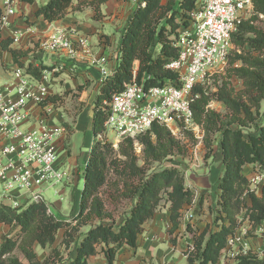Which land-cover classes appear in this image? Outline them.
<instances>
[{
    "label": "trees",
    "instance_id": "trees-1",
    "mask_svg": "<svg viewBox=\"0 0 264 264\" xmlns=\"http://www.w3.org/2000/svg\"><path fill=\"white\" fill-rule=\"evenodd\" d=\"M34 5L37 0H13ZM109 0H93L95 17ZM75 0H48L35 12L37 18L48 23L62 20L73 9ZM87 1L81 2V5ZM130 16L124 29L119 60L113 77L102 83L94 101L92 128L96 138L88 163L84 170V189L80 197L79 213L70 220L57 219L49 213L45 203H33L14 213L0 206V224L11 227V233L0 239V264H57L63 262L60 251L54 246L57 236L64 231L63 242L67 249L75 245V257L66 264H88L91 257L104 254L107 264H116L118 253L124 248H137L138 238L144 226L162 210L163 202L169 206L171 229L175 233L181 224L182 211L192 205L195 193L186 185L185 173L178 168L152 170L154 164H163L169 158L183 155L186 145L174 137L170 130L155 124L150 132L139 138L143 146L145 164L138 165L134 142L125 140L116 151L112 143L98 139L106 132L108 106L112 97L124 89V84L133 80L136 63V81L146 89L163 86L178 80V75L166 69L169 61L178 58V30L188 25V16L198 0H144ZM99 7V8H98ZM0 6V20L3 16ZM79 10V9H78ZM255 15H264V0H255ZM256 19V18H255ZM243 22L233 35L236 49L229 59V78L242 82V89L235 91L229 81H224L216 93L204 91L202 86L194 90L196 98L192 110L196 124L205 131V145L208 152L213 149V136L220 134L224 173L218 184V199L215 220L221 222L212 232L205 231L194 239L195 250L188 254V264H217L228 238L238 226V216L245 213L255 226L264 222V190L259 198L249 189V181L243 174L244 168L260 165L264 172V122L259 123L261 104L264 101V31L254 27V20ZM1 28V27H0ZM13 38H3L0 29V59L9 52L14 63L35 78L40 79L43 71L52 70L44 65L26 66L23 59L27 54L12 49ZM239 63L238 67H235ZM54 96L51 102L60 103ZM211 101L223 104L227 113L223 115L207 107ZM63 126L69 132L65 147L70 155V136L74 130L68 123ZM234 126H237L235 129ZM253 127L256 134L249 138L244 129ZM181 129L192 136L191 132ZM121 157V158H119ZM113 172L123 181V195L130 199L132 208L124 221L117 227L105 223L108 214L101 190L108 185L109 174ZM115 186H118L115 183ZM248 193L251 206L246 202ZM100 223L81 234L75 241L74 234L92 221ZM37 247L53 248L50 256L40 259ZM100 248V251H99ZM61 260V261H59ZM236 264H264L252 251L238 257Z\"/></svg>",
    "mask_w": 264,
    "mask_h": 264
},
{
    "label": "built area",
    "instance_id": "built-area-1",
    "mask_svg": "<svg viewBox=\"0 0 264 264\" xmlns=\"http://www.w3.org/2000/svg\"><path fill=\"white\" fill-rule=\"evenodd\" d=\"M254 3L255 0H198L189 13L188 25L178 30L175 44L178 58L166 65L167 70L178 75V80L146 89L143 83L136 81V67L133 80L105 103L109 113L105 129L114 136V148L125 140H132L134 147H139V138L155 124L168 126L180 122L185 130L199 129L192 110V103L198 98L194 90L202 86L208 91L212 80L225 75L235 50L233 35L254 13ZM3 9L0 29L8 27L10 18L15 15L10 1ZM260 18L264 19V15ZM48 32L44 47L53 55L64 53L72 59L77 54V44L83 49L88 47L85 39L74 40V30L51 25ZM89 59L100 68L104 81L113 77L106 68V56L90 54ZM55 72L43 71L37 79L26 68L17 66L12 71L13 79L0 87V206L12 213L33 203L46 204V191L68 180L67 174L58 168L61 143L68 131L63 125L52 122L54 103L50 101L48 82ZM98 139L105 140V135H99ZM254 169L257 172L247 179L251 185H261L264 172L258 164ZM245 197H249L248 193ZM48 211L51 213L49 206ZM194 250V244L190 245L188 254ZM251 250L249 244L234 233L228 238L217 264H236L235 259Z\"/></svg>",
    "mask_w": 264,
    "mask_h": 264
},
{
    "label": "crops",
    "instance_id": "crops-1",
    "mask_svg": "<svg viewBox=\"0 0 264 264\" xmlns=\"http://www.w3.org/2000/svg\"><path fill=\"white\" fill-rule=\"evenodd\" d=\"M7 1H10L12 8L15 10V15L10 18V25L1 29L2 37L18 39L14 41L12 49L27 54L26 58L23 59L25 65L36 63L37 66L44 65L52 68V70L49 71H56L52 76V85L54 89H50V93L51 97L59 96L61 100L59 101L60 103L57 104L53 102L54 111L52 113V122L57 126L60 124L63 125L67 122L65 121L66 114V116L69 117L68 122H70L74 130L72 136H70V155L65 147L66 140L69 137L68 133L61 143L60 152H65L66 156L63 158L59 157L58 168L62 170L63 164L68 160L69 167L73 169L78 165L77 153L80 146L87 147L91 152L92 146L96 141L92 128L93 108L96 95L99 93L100 86L104 82V76L98 66H94L90 63V54L106 56L108 60L106 68L111 72V76L114 75L118 65L119 46L123 33L118 45H111L115 40V36H113L114 32L111 31L112 28H109L107 25L110 22L107 21L109 18L114 20L117 16L122 18L121 14H124L128 4L125 5L119 0H109L106 4L101 6V13L106 18H104L105 22L100 24V22L95 21V11L89 4L93 0H80V2L87 1V6L82 7L80 10L71 9L62 20L48 23L42 18H37L35 16V12L38 8L45 5L48 0H37L34 5L23 4L13 0H0V6L4 8ZM138 1L141 2L143 0H131V5L133 4L131 12L138 7ZM51 25L71 31L74 30L76 33L74 40L76 41L77 37L83 38L87 41L88 47L83 49L77 44L78 51L76 56L72 59L67 57L64 53L53 55L47 52L44 44L46 38L49 36L48 29ZM138 65L139 63L137 62V68ZM16 68L17 65L14 63L12 55L6 52L3 58L0 59V80L9 76V71H11V69L13 71ZM71 99L78 102L79 106V112L74 121L71 120L67 113V110H71L70 104L73 103ZM89 155L90 154H87L85 157L84 170L88 163ZM252 168L254 167L252 166ZM76 171L77 168L73 170V173L75 174ZM68 182H71L70 176ZM204 182H207V184L203 182L202 184L208 189L210 185L209 182ZM56 204V206L60 205L59 203ZM169 206L168 204L165 208L158 211L144 226V231L138 238L137 248L130 249L133 251V255L126 247L118 253L117 257L120 258L117 264H179V262H181L179 259H181V256L184 257V255H182L179 248L175 246L173 240L176 239L178 235L180 236L186 225L190 223L192 225L197 224V213L193 212L194 206L186 207L182 211L179 229L172 234L170 232L172 224L170 221ZM49 207L51 213L55 215L57 219H71L62 217L59 210L53 209L51 206ZM77 212L79 213V207L74 212L75 216L78 215ZM10 232V226L0 224V237L1 235H8ZM63 234L64 231H61L57 239H59L58 237L60 236L63 237ZM180 238L179 240H181ZM244 241L251 244L249 241ZM123 254L126 255V257L124 256V258H122ZM75 255L76 253L74 252L71 258H74ZM184 258V260L187 261L186 257ZM40 259L42 260V258ZM88 264H107V262L104 254L101 253L91 257Z\"/></svg>",
    "mask_w": 264,
    "mask_h": 264
},
{
    "label": "rangeland",
    "instance_id": "rangeland-1",
    "mask_svg": "<svg viewBox=\"0 0 264 264\" xmlns=\"http://www.w3.org/2000/svg\"><path fill=\"white\" fill-rule=\"evenodd\" d=\"M119 1L120 2L122 1L125 5L128 4V6L125 9L124 14H121L122 18L117 16L114 20L109 18V20L107 21L110 22L107 25L109 26V28H112L111 31L114 32L113 36H115V40L114 42H112L111 45H118L120 37L124 32L125 26H127L128 19L136 10L135 8L131 12V9H133L132 7L133 4L131 5V0H119ZM143 1L141 2L138 1L139 3L138 6L142 5ZM80 3H81L80 0H75L72 8L80 10L82 7H85L88 4V2L84 5H81ZM91 7L93 8V10L94 8H96L93 5ZM104 18L106 17L101 13V8H100V13L95 17V21L100 22V24H103L105 22ZM253 19L255 20L252 23V25L264 31V19H261L260 16L255 15V13L248 16L245 22ZM234 46L236 49V45ZM238 66L239 63L235 65V67ZM11 71H9V76L0 80V86L7 84L13 79ZM229 77L230 76L227 68L225 75L216 77L214 80L211 81L210 84H208L209 85L207 88L208 91L210 93H216L218 91L219 86H221L224 81H229L230 86L233 87L235 91L241 90L242 82L236 78L233 77L229 78ZM52 81H53L52 77L50 76L48 84H50L51 90L54 89V86L52 85ZM215 90L217 91L214 92ZM71 101L73 102L72 104H70L71 110H67V113L69 114L71 120L74 121L76 119V116L78 115L79 106H78V102H76L74 99H71ZM207 108L211 111L222 113L223 115L227 113L225 106L216 101H211ZM65 118H66L65 121H67L66 123L70 124V122H68L69 117L66 116V114H65ZM259 121H260L259 123L264 122V101L261 104ZM197 125L199 126V124ZM59 126H61V124ZM164 127L170 130L172 135L176 137L179 141H182V143L186 145L187 149L183 155L169 158L163 164H154L151 167V171L152 170L161 171L163 169H168V168H178L185 173L186 185L195 193L194 203L190 205V207L193 206L195 207L193 209V212L197 213V224L192 225L190 223L189 225H186L185 229L180 234L181 238L178 235L176 239L173 240L175 246L179 248L181 254L184 255V257H186L187 259L189 247L190 245L194 244L195 237L200 236L205 231L212 232L215 229H217L219 225L222 224L221 222L217 223L215 220L216 210H217L216 202L219 194V192L217 191L218 190L217 185L219 184L218 181H220L224 173L223 155L219 142L220 134H216L215 136H213L212 138L214 139L213 148H212L213 150L211 152H208L205 145L206 134L201 125L199 126V129L196 130L195 132H193L192 130L190 131L186 130L193 134V138L191 135L187 136V133L181 129L180 122L170 123L168 126H164ZM234 128L236 129L237 126H234ZM255 134H256V130L253 127H248L244 129V135L246 138H249ZM104 135H105V141L112 144L116 143V141L114 142V136L112 134L109 135L105 132ZM119 146L118 148H114V149L117 151L119 149ZM65 154H66L65 152H59L58 157L63 158L66 156ZM87 154H90V151L88 150L87 147H83L81 145L77 153L78 165L73 169H71L69 167L68 160H66L65 161L66 163H64L61 168L62 171L67 174L68 178L70 176L71 182H68V180H66L62 184H59L57 187L50 188L45 194L46 204L48 206H51L53 209L59 210L60 215L62 217H68L69 219L75 217L74 212L80 205V196L84 189V165H85V157ZM135 155L138 158V165L143 167L145 164V156L143 153V146L141 144L139 147L135 148ZM75 168H77V171L74 174L73 170H75ZM246 168H244L243 174L247 178L249 177L250 179L253 177L252 175L254 174V172L257 171L256 169L252 168V166H248ZM204 181L209 182L210 185L209 186L207 185L208 189H206L205 185L202 184V182L207 184V182ZM115 183L118 186H115ZM123 187L124 186L122 179L117 178L116 175L113 172H111L108 178V185L101 190V198L104 201L105 209L108 214L105 223L113 224L116 227L124 221L125 217L128 215V213L132 208V202H130V199L125 198L122 193ZM249 189H252L259 198H262L263 197L262 191L264 190V180L261 182V185L254 186L250 184ZM244 198H246V202L248 203V205L251 206L250 197H244ZM56 203H59L61 205V208L60 205L56 206L57 205ZM162 204H163V208H165L166 204L164 202ZM245 213L246 212L244 211L238 216V226L236 228L235 233L242 240L244 239L246 241L251 242V244H249V247L252 249L251 251L257 253L259 256H261L260 258L264 260V222H262L258 226H255L253 223L249 221L248 218L245 217ZM99 223L100 221L95 220L92 221L90 226H84L83 228H81L80 234L79 233L74 234L75 241L80 238L81 234L82 235L85 234L91 228V226H96ZM4 236L5 235H1L0 239L3 238ZM58 238L59 239H57L54 249L57 248L60 251L63 262H59L57 264H66L75 252L76 243L71 244V246H69V248L67 249L64 245H62L63 237L60 236ZM179 238L181 240H179ZM126 248L129 250L131 249L127 246ZM52 250L53 248L43 250L37 247L36 249L37 253L39 254L40 258H42V260L50 256ZM130 251L131 253L133 252L132 250ZM237 251H238V247L236 249V252ZM99 254H101V251L99 252ZM124 256L126 257V255L123 254L122 258H124ZM184 257L181 256L182 260L179 259V261H181L179 262V264H188L187 261L184 260L185 259ZM119 258L117 257L116 264L119 263ZM230 259H232V257H229V260ZM235 261H237V259H235ZM23 264H28V263L26 261H23Z\"/></svg>",
    "mask_w": 264,
    "mask_h": 264
}]
</instances>
